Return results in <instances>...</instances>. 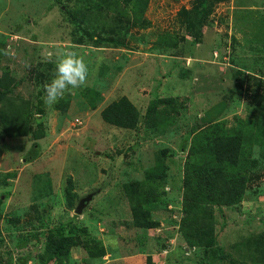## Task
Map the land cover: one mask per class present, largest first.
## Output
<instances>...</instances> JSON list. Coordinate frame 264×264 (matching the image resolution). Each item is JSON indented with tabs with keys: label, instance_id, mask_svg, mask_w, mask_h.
Returning <instances> with one entry per match:
<instances>
[{
	"label": "rangeland",
	"instance_id": "rangeland-1",
	"mask_svg": "<svg viewBox=\"0 0 264 264\" xmlns=\"http://www.w3.org/2000/svg\"><path fill=\"white\" fill-rule=\"evenodd\" d=\"M197 1L152 0L146 28L120 26L122 34L117 35L114 12L99 17L87 9L83 23L73 24L56 0H0V44H4L0 48L9 50L0 68L8 67L14 80L11 96L34 104L50 82L46 78L39 82L37 77L45 71L53 74L57 57L66 51H76L89 68L87 85L65 94L71 100L66 114L55 110L56 104L43 106L47 115L43 139L31 135L11 140L0 127V264H42L39 257L49 230L60 224L88 228L100 238L108 255L97 264H147L148 256L154 264L226 263L218 258L220 253L206 257L200 249L190 248L179 231L181 179L188 156L181 143L194 125L208 124L209 119L226 121L228 128L246 118L262 120L264 125V110L256 111L255 100L248 97L264 95V0H209L207 7L213 11L204 35L195 40L182 23L186 17L178 14L193 11ZM86 29L96 32L95 39L103 34L119 44L96 48L82 36ZM166 33L177 36L178 44L158 50ZM81 37L83 44H74ZM257 81L261 88L254 86ZM238 85L248 93L241 100L234 93ZM86 87L102 92L95 110L81 95ZM123 97L143 115L139 130L112 126L101 116ZM170 97L178 100L177 111L167 107L161 111L173 119V126L158 131L144 128L151 103ZM222 102L226 108L219 112L214 107ZM164 149L171 152L164 158L167 183H161L160 190L166 191L168 201L154 212L161 224L153 230L139 229L133 225L123 184L143 179ZM258 171L259 178L240 205L215 208L219 245L237 264L245 256L241 243L264 232V168ZM70 177L79 195L72 211L66 200ZM100 190L79 212L80 202ZM69 261L65 264H96L82 249Z\"/></svg>",
	"mask_w": 264,
	"mask_h": 264
},
{
	"label": "trees",
	"instance_id": "trees-1",
	"mask_svg": "<svg viewBox=\"0 0 264 264\" xmlns=\"http://www.w3.org/2000/svg\"><path fill=\"white\" fill-rule=\"evenodd\" d=\"M56 1L73 24L83 23L88 10L99 17H102L104 12L116 13L114 31L117 35H121L120 26L125 29L131 28V30L146 28L145 16L152 0H81L82 5L78 4L79 0ZM208 1L198 0L193 11L186 9L179 11V16L186 17L182 23L195 40L201 39L204 35L206 21L213 11L212 6L207 7ZM251 10L253 9H249ZM259 14L263 16L262 12ZM95 33L86 29L81 35L89 38L96 48L108 44L116 46L119 44L114 39L103 37V34L97 35L95 39ZM126 35L127 31L123 36ZM82 42V37L74 40L76 45L83 44ZM177 44V36L166 33L159 39L161 49L158 50H169V47ZM2 58L3 55L0 54V60ZM0 70V127L3 135L11 140L27 138L31 135L37 140L43 139L47 133L43 92H39V99L34 104L31 100H21L11 96L14 80L10 77L8 67L0 68ZM45 78L51 81L53 74L45 71L37 77L39 82L44 81ZM254 86L261 88V81L255 82ZM253 91L258 92V90ZM101 93L96 87H86L84 91H81L82 97L94 110ZM234 93L240 100L244 95H248L242 85H238ZM248 97L255 100L256 111L264 110V95L253 97L248 95ZM177 104L178 100L173 97L153 101L144 115V128L158 131L167 128L168 124L169 127L173 126V119L164 116L161 108L167 107L176 112ZM70 106L71 100L63 97L55 105V110L64 115ZM214 108L222 112L226 108V103L222 102ZM166 114L170 115V113ZM101 116L106 123L126 130H139L143 119L139 109L127 97L112 102L101 112ZM209 121L202 126L194 125L188 137H185L181 143V147L188 150V156L181 179L183 216L177 224L190 248L200 249L199 252L203 251L206 257L214 255L215 252L220 253L218 258L225 260V264H237L236 260L224 253L219 245L214 213L215 208H234L240 205L250 191V184L259 178L257 170L264 168V125L262 120L255 118L239 121L232 128H228L226 121L215 119H209ZM257 147L260 148L259 153L256 152ZM170 152V149H164L157 155L155 161L157 170H154L155 168L148 170L143 179L130 180L123 184V190L132 209L133 225L136 228L153 230L160 227L161 222L155 218L154 212L168 201L167 193L165 190H160V185L167 183L163 164L164 158ZM160 167L161 169L158 170ZM254 172L256 175L252 177ZM77 199L79 195L75 192V185L70 177L66 187L68 209L74 210ZM90 232L88 228H79L74 224H60L50 229L44 253L39 257L42 264L55 262L65 264V261L71 263L69 261L71 255L81 249L86 251L93 263L102 260L108 255L106 247L99 237L92 236ZM80 235H85V239ZM20 246L25 247L22 243ZM241 247L245 248V256L241 258L239 264H249L247 261L252 264H264V232L246 239L241 243ZM247 258L249 260H246ZM147 264H154L150 256L147 258Z\"/></svg>",
	"mask_w": 264,
	"mask_h": 264
},
{
	"label": "clouds",
	"instance_id": "clouds-1",
	"mask_svg": "<svg viewBox=\"0 0 264 264\" xmlns=\"http://www.w3.org/2000/svg\"><path fill=\"white\" fill-rule=\"evenodd\" d=\"M0 54L9 55L8 49H0ZM89 68L84 58L76 51L69 50L57 57L53 70V78L43 86L42 100L46 107L51 108L71 90L87 85ZM113 244L118 243L113 240Z\"/></svg>",
	"mask_w": 264,
	"mask_h": 264
},
{
	"label": "water",
	"instance_id": "water-1",
	"mask_svg": "<svg viewBox=\"0 0 264 264\" xmlns=\"http://www.w3.org/2000/svg\"><path fill=\"white\" fill-rule=\"evenodd\" d=\"M102 189H103V188H102ZM102 189H101V190H102ZM101 190H100V191H97L95 194H93V193H92V194H89V195L85 198V201L82 200V202H80V204L78 205V211L81 212L82 208H84L89 202L93 201L95 195H96L97 193H100Z\"/></svg>",
	"mask_w": 264,
	"mask_h": 264
}]
</instances>
